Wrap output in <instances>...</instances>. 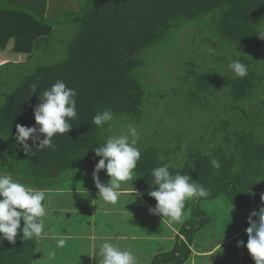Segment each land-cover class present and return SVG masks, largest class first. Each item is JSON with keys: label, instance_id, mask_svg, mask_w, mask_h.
I'll return each mask as SVG.
<instances>
[{"label": "trees", "instance_id": "16d2710c", "mask_svg": "<svg viewBox=\"0 0 264 264\" xmlns=\"http://www.w3.org/2000/svg\"><path fill=\"white\" fill-rule=\"evenodd\" d=\"M67 3L72 9L61 15L63 25L77 30L65 42L63 58L49 63L45 59L54 52L43 51L58 36L56 24L31 12L0 10V54L10 56L0 62V174L46 190V207L47 192L76 191L57 189L64 178L82 180L84 174V186L94 185L92 174L100 158L93 149L131 123L141 150L133 174L148 207L156 204L148 196L151 171L165 163L173 175H190L209 191L205 198L188 200L192 210L180 223L185 239L178 237L173 247L138 264H184L191 245L198 247L195 258L211 264V256L245 232L249 214L236 230L231 226L217 239L207 228L214 231L226 205L248 210L253 192L264 190V39L259 37L264 33V0ZM17 15L29 20L19 27L14 24L21 21ZM235 60L247 66L245 77L229 68ZM58 79L76 90L77 118L69 120L68 133L52 138L55 149H39L29 139L32 148L25 153L15 139L16 125L35 126L38 97ZM163 81L174 85L166 87ZM33 83L38 85L34 94ZM105 109L113 120L97 127L93 117ZM212 157L220 161L219 169L212 166ZM105 175V170L99 173ZM49 211L62 213L46 207ZM202 228L209 236L205 243L197 236ZM39 240H23L19 230L14 244L0 240V264H29ZM206 245L217 249L199 255ZM242 247L236 264H255Z\"/></svg>", "mask_w": 264, "mask_h": 264}, {"label": "clouds", "instance_id": "9594fccd", "mask_svg": "<svg viewBox=\"0 0 264 264\" xmlns=\"http://www.w3.org/2000/svg\"><path fill=\"white\" fill-rule=\"evenodd\" d=\"M259 37L264 39V33ZM229 68L237 77L247 75V66L239 60L232 61ZM37 87L35 83L31 85L32 94L37 92ZM76 95L75 89L67 87L59 79L39 95V103L33 109L35 126L16 125L15 139L25 153L32 148L27 143L29 139L39 149H55L52 138L56 134L68 133L72 128L69 120L77 118ZM112 120L113 113L105 109L94 115L92 123L102 127ZM138 140L137 128L129 123L126 131L105 137L104 143L93 149L95 156L100 158L95 163L92 174L99 200L116 204L121 196L122 183L134 180L133 170L141 157V150L137 147ZM211 164L216 169L221 167L220 161L215 157H212ZM169 168L170 165L165 163L151 171L153 189L148 192V196L156 204L148 211L152 215L167 218L170 222H182L186 201L205 198L209 191L194 182L190 175H182L179 171L173 175ZM102 170L110 177L107 183L101 182L99 178ZM45 199L46 190L19 182L11 175L0 174V240L14 244L18 230L22 233L23 240H39L46 236L42 219L47 214L43 203ZM260 199L264 205V193ZM247 222V243L238 241L237 246L246 247L255 264H264V206L259 207V211H252ZM65 243L66 239L60 238L57 246L62 247ZM95 259L97 264H138L131 249H123L118 244L107 241L99 247Z\"/></svg>", "mask_w": 264, "mask_h": 264}, {"label": "rangeland", "instance_id": "374dc122", "mask_svg": "<svg viewBox=\"0 0 264 264\" xmlns=\"http://www.w3.org/2000/svg\"><path fill=\"white\" fill-rule=\"evenodd\" d=\"M63 15L65 16V14ZM53 21L62 24L65 19ZM67 27L61 25L57 28L58 36L45 45L43 54L49 50L54 52L52 57L45 59L47 63L63 58V53L66 51L65 42L77 30L75 25ZM40 61V63L44 62V60ZM162 84L169 88L174 85V83H166V81H163ZM125 130V126L119 127V132ZM86 173L89 175L88 171ZM135 175L133 174V181L122 183L121 196L114 205L98 199V189L95 184L84 186L83 181H86L84 174L83 181L81 179L72 180V178L62 179L57 189H75L76 191L58 192L56 196L50 191L47 192L46 207L62 211V213L59 217L55 215V211L51 213L49 211L47 214L48 222L45 225L47 235L36 242V254L29 256V264H97L96 253L102 243L106 241L118 244L123 249H131L137 258V262L144 263L151 261L159 251L173 247L179 238L185 239L184 235L180 234L181 222H170L167 218L163 220L162 216L149 213L150 207L145 201V195L138 189ZM99 178L104 183L110 179L107 175ZM236 209L238 208L232 207L231 204L226 205L225 213L223 215L220 213L219 219L213 223L216 235L214 236L211 227L207 228V233L217 239V234L221 237L231 226H234L233 229L236 230L239 221L247 219V210L239 208L236 212ZM191 210L192 205L186 201L184 215L190 214ZM77 211L79 214H76ZM239 211H241V216ZM68 212L71 215L68 216ZM202 230L203 234L199 233L197 236L202 235L205 239L201 240L204 241L209 236L204 228ZM60 238L66 239V243L62 247L57 246V241ZM247 239V234L244 232L236 240L227 243L215 255L211 256V264H236L239 260L237 254L243 248L237 246V242H246ZM190 247V257L184 264H203V261H206L204 257L200 259L201 261L199 257H194L198 247L193 245ZM217 248L212 249L206 255H211ZM53 254L58 255V258L53 257Z\"/></svg>", "mask_w": 264, "mask_h": 264}, {"label": "crops", "instance_id": "0c3cea01", "mask_svg": "<svg viewBox=\"0 0 264 264\" xmlns=\"http://www.w3.org/2000/svg\"><path fill=\"white\" fill-rule=\"evenodd\" d=\"M67 1L70 2L71 0H0V10L14 9V10L20 11V12H24V11L25 12H31V13H34L35 17H37V18L45 19V20L50 19L51 21H53L56 19H62L61 15H63V14L67 15L66 13L69 12L70 9H72V8H69V3H67ZM5 14L9 15L6 11H5ZM17 18L21 19V21H18V22L15 21L14 22V24H17V26H19V25L23 26L26 23V21L29 20L27 17H24L23 15H17ZM8 22L12 24L11 20H8ZM54 23L56 24L57 28H59L61 25H63V23L62 24H57V22H54ZM11 44H12V42L9 44V46L5 50L6 53L10 52ZM9 57H10L9 55H7V56L1 55L2 60L0 62L9 59ZM262 193H264V190H259V191L253 192V195L251 198L252 203H251L249 209L247 210L248 214H250L254 210L259 211V207L264 206V205H262V202L260 199V196ZM58 216H60V214ZM68 216H69V214H68ZM248 217H249V215H248ZM253 219H255V217ZM247 221H248V219H247ZM248 226L249 225L247 224L246 227H248ZM243 231H245V229H243ZM49 232H50V230H49ZM225 243H227V240L220 241L219 246H217V247H221L222 244L224 245ZM210 249L211 248L207 247V245L204 246L203 249L200 250L199 255L208 254V252L211 251ZM242 253H245V252H242ZM195 254H198L197 250L194 253V255ZM53 257L58 258V255L53 254Z\"/></svg>", "mask_w": 264, "mask_h": 264}]
</instances>
